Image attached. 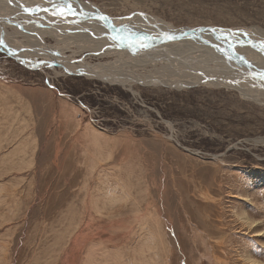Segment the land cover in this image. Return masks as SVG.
Returning <instances> with one entry per match:
<instances>
[{"label": "rangeland", "instance_id": "374dc122", "mask_svg": "<svg viewBox=\"0 0 264 264\" xmlns=\"http://www.w3.org/2000/svg\"><path fill=\"white\" fill-rule=\"evenodd\" d=\"M83 1L138 29L142 14L264 33V0ZM6 25L0 37L39 50L36 29ZM197 51L200 64L166 53L125 67L119 51L52 52L144 79L130 86L0 49V264H264V94L235 73L231 85L145 83L178 75L170 62L190 64L180 77L224 81L215 55Z\"/></svg>", "mask_w": 264, "mask_h": 264}, {"label": "bare ground", "instance_id": "6f19581e", "mask_svg": "<svg viewBox=\"0 0 264 264\" xmlns=\"http://www.w3.org/2000/svg\"><path fill=\"white\" fill-rule=\"evenodd\" d=\"M49 1L50 0H0V31L3 30L4 33H6V29L4 28L7 26L6 22L14 23L16 26L13 27L14 29L34 28L38 32L36 35L31 36L36 44L40 46H37L39 47V50H37L36 47L29 48L31 46H36L34 42H31L30 44H21L19 48L10 42L7 35L6 37H0V49L8 51L13 56L15 52L16 57L21 60L27 57V63H30L34 66L35 64L39 65L40 67L44 66V64L55 65L56 62H53L52 60V57H55L54 59H59L58 64H64L65 69L69 71L82 72L84 74L90 73L91 75L99 74V76L108 79L111 78L112 81L118 82L119 84L132 86L137 81L144 82V79L141 80L140 77H137L139 74L135 76L134 74L127 72H125L126 74L107 73L101 72L104 70L100 66H88L80 63L77 64L75 62L69 63L64 59L62 60L63 56L56 57L52 54V52L55 49H58V51L61 48L64 49V47H66V49H71L78 52H82V50H84L93 53H102V55L119 51L120 53H118L120 54L121 58L117 57V61L119 63L123 61L124 63L122 62L121 66L125 67L126 65L129 66L130 61L138 60L139 62L142 61V59L147 61L146 59L148 58H155L154 56L164 55L166 53L172 57L171 59H174L175 55L181 56V54H191L195 52L194 54H191V56L186 55L185 58L189 60L196 59L198 54H196V52H198L197 50L200 51L202 48H205L209 50V54L215 55V60L213 59V61L216 62L215 65L224 68L223 73L224 75L226 74L225 76H222V78L225 79L224 81L220 80V78L217 76L215 81L209 80L206 74L210 73H205L203 76L200 74V76L189 74L191 76L189 78L187 76L180 77L179 72H182V68H184L183 66H190V64H183V62L181 63L178 62V60H174L173 62L178 63L171 64L172 62H170V64H164L163 69L166 67L170 72L181 69L179 70L178 75L169 73L170 76H166L162 74L159 75L160 77H158L163 79L155 77V79H157L156 81L151 74V76L146 77L148 80H145V83L150 81L159 83L158 81H161L164 82V84H169L173 87L174 85L176 87H181L186 84H192L193 81L194 83H197L203 82L205 80L204 83L207 84H212L214 82L218 84L223 83L231 85L235 83L232 82L231 79V76H233V73H235L237 76L236 78H238L243 83L246 81V84L248 83L249 85L248 87L244 88L245 90L243 92H246L250 95L254 92L252 96H255L256 94H264V50H262V46H264V33L262 30H260L261 33H254V31L250 29H238L230 31L215 27L214 30L203 29L202 27L190 31H184L169 26L166 22L158 17L147 18V16L141 14V18L139 15H136L138 16V20H146L149 22V25L147 24L146 27H143L142 25L144 28L143 29L141 27L143 29L142 30L132 26L133 24H129L130 22L128 21V18H113L102 13L96 6L92 4H86L87 2L85 3L83 0H53L52 3H49ZM60 3L63 4L61 6L65 7V9L67 8L68 4H71L73 12H65V15L61 16L53 15L49 11H44L45 8L51 10L54 5L59 7L60 5L58 6V4ZM29 8L32 9L31 12L25 10ZM8 16H10V19L6 20L5 17L8 18ZM109 19L113 27L123 28L129 32L128 34L133 35V43L136 42L134 45H137L136 47L134 46L135 48H131L129 45V43H132V40H128L130 38L125 39L123 36H118L117 33L112 35L106 23V21ZM50 23L54 24V26H51ZM147 31L151 36H154L156 39H158L159 42L152 41L153 39L151 36H148L147 33H142ZM164 34L173 36L174 39H167L165 38ZM44 36L58 38L57 45L53 46V51L51 50L52 52L50 51L51 48L49 47L48 43L42 41L41 38ZM95 36H98V38L95 39ZM141 40H144L147 43L144 45H138ZM153 43L155 46H153ZM184 45H188V47L183 49L182 46ZM121 47L124 49L121 50ZM129 49H133L132 51L136 55H140L141 58L129 54ZM254 50H259L262 55H260V53H256ZM38 54L44 55V57H42L43 61L37 60L39 58ZM200 54L201 53H199V55ZM166 58L169 59L167 55ZM197 62H199V60ZM192 63L196 64V67L194 68L203 69L201 66L197 65L196 62ZM226 69L227 71H225ZM198 79H202V81H196ZM238 84L241 83H237V85ZM253 86H256V91L253 90ZM248 90L252 92L249 93Z\"/></svg>", "mask_w": 264, "mask_h": 264}, {"label": "water", "instance_id": "95a60500", "mask_svg": "<svg viewBox=\"0 0 264 264\" xmlns=\"http://www.w3.org/2000/svg\"><path fill=\"white\" fill-rule=\"evenodd\" d=\"M93 4H95V3H93ZM96 5V4H95ZM106 23H107V25H108V27H109V29H110V32L112 33V35L114 34V33H117L118 34V36H123V38H125V39H128V38H130V39H128V40H132V43L130 44L129 43V45L131 46V48H133L135 45V43H133V35H130V34H128L129 32H127L126 30H124L123 28H119V27H113L112 26V23L110 22V19L109 20H107L106 21ZM203 29H212V30H214L215 28H214V26H208V27H203ZM120 33V34H119ZM143 33H147V35L148 36H151L150 35V33H148V31L147 32H143ZM145 35V34H144ZM143 35V36H144ZM216 35V34H215ZM152 37V41H157V42H159L158 41V39H156L154 36H151ZM145 43H147V42H145L144 40H141L139 43H138V45H140V44H145Z\"/></svg>", "mask_w": 264, "mask_h": 264}, {"label": "snow or ice", "instance_id": "6c2138e0", "mask_svg": "<svg viewBox=\"0 0 264 264\" xmlns=\"http://www.w3.org/2000/svg\"><path fill=\"white\" fill-rule=\"evenodd\" d=\"M54 7H55V5H54ZM26 11H29V12H31L32 11V9H25ZM44 11H49V9H47V8H45L44 9ZM65 12H69V13H72L73 12V9H72V6H71V4H68L67 5V8L65 9V7H63V6H60L59 8H58V10L57 11H53V15H61V16H63V15H65ZM74 14V13H73ZM102 19H103V17H102ZM165 35V38H167V39H174V37L173 36H170V35H168V34H164ZM262 50H264V46H262Z\"/></svg>", "mask_w": 264, "mask_h": 264}]
</instances>
